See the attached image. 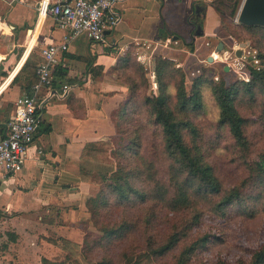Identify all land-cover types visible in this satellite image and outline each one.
<instances>
[{"label": "trees", "instance_id": "trees-1", "mask_svg": "<svg viewBox=\"0 0 264 264\" xmlns=\"http://www.w3.org/2000/svg\"><path fill=\"white\" fill-rule=\"evenodd\" d=\"M240 3L211 0L208 6L221 37L256 52L258 66L247 65L248 82L201 75L188 90L183 69L158 56L151 88L133 45L111 69L127 93L110 113L113 135L88 143L81 156L79 176L97 192L86 201L81 243L59 239L80 256L67 257L68 264H264V28L234 21ZM0 76H7L1 66ZM37 81L28 56L10 84L27 94ZM93 154L103 161L88 167ZM217 155L230 179L216 166ZM235 217L262 221L256 241L211 256Z\"/></svg>", "mask_w": 264, "mask_h": 264}, {"label": "crops", "instance_id": "crops-1", "mask_svg": "<svg viewBox=\"0 0 264 264\" xmlns=\"http://www.w3.org/2000/svg\"><path fill=\"white\" fill-rule=\"evenodd\" d=\"M65 1L0 0V66L7 74L0 76V86L25 55V60L29 56L38 66L42 61V48L63 43L65 31L55 25L51 16L39 14L38 8ZM196 1H119L112 9L118 17L117 26L106 33L104 44L92 43L80 35L59 54L52 72V85L38 92V106L43 107L41 124L22 169L14 174H0V215L16 218L28 229L22 233L26 244L17 246L22 264H29L31 255L48 256L57 249L46 240L50 235L76 244L82 239L80 223L89 220L86 201L95 196L97 188L81 180L80 159L88 143L113 135L110 113L126 96V87L116 80L111 69L131 45L136 47L140 60L161 54L159 47L166 48L170 40L183 41L178 58L189 53L188 42L194 41L197 48L198 40L205 39L203 27L200 25L202 35L197 36L191 31L188 19L191 5ZM174 8L181 10L187 20L188 31L183 40L167 30V21L172 16L169 11ZM202 16L205 24L214 17L215 25H219L210 6L203 7ZM200 46L201 57L207 53V59L211 51ZM172 52L173 49L167 51L163 57L175 61ZM11 81L0 93V125L8 122L13 114V103L25 94L17 84L11 85ZM43 218H49L48 223H44ZM11 237L10 248L15 235ZM10 248L0 256V264H12Z\"/></svg>", "mask_w": 264, "mask_h": 264}, {"label": "rangeland", "instance_id": "rangeland-1", "mask_svg": "<svg viewBox=\"0 0 264 264\" xmlns=\"http://www.w3.org/2000/svg\"><path fill=\"white\" fill-rule=\"evenodd\" d=\"M210 2L211 0H197L195 3H193L188 13L189 21L190 20L192 21L190 17H192V9L194 5H200L206 9ZM169 15H172V16H170L169 17L170 20L168 19L167 21L168 32L172 30L175 36L180 38V40H183L185 32L188 31L187 20L185 19L183 13H181V10L179 9L174 8L172 11H169ZM204 21L205 20L203 19V16H202L200 25L201 27H203L202 36H204L205 39L198 40L197 48H196L194 41L188 42L187 49L189 53H187L185 57L178 58L179 57L178 51L181 45L183 44V41L175 42L173 40H170L169 43H167L166 48H164L163 46L159 47L160 50L158 53H161V54H157V53L152 54L151 57L148 55V57H146L147 59H144L143 64L149 71L148 79H149V84L151 88L154 86V77L152 75V71L154 67V58L158 56L163 57L164 54L166 55L167 51H170L172 49L174 50V52L172 53H175L173 55H174V58L176 59L174 63L176 64L177 67L182 68L186 74V86L188 90L190 88L191 82L195 78L200 77L201 75L209 78L210 80H214L215 82L218 81V79L220 78L224 79L227 82H231V81L238 79L237 78L238 76H236V74L231 72L232 67L230 68V65L236 63L235 58L242 57V52L244 53V51L246 52L248 50H251V47L249 46L248 43H236L234 40L228 37H221L220 34L218 33L219 25L218 26L215 25L216 21L214 17L209 18L208 23L206 24ZM191 31L195 33L194 32L195 29L193 25H192ZM186 38L188 39L187 41H189V37L187 36ZM220 41L224 43V47L222 51L219 52V55H217L215 48L218 42ZM201 44L203 45L202 47L203 49L208 48L207 51H211L212 55L210 53L208 57L210 56L213 57L212 63L207 62V59L205 58L207 53H205L201 57V52H200ZM207 44H209V46H207ZM236 47H239V49L237 50V51H240L239 57H236V51H235V49H237ZM219 58H222V59H219ZM225 66H228L229 68L228 72L223 71V68ZM1 82L2 81H0V83ZM122 86H125V85L122 84ZM126 93H127V87H126ZM206 102L208 103V106H209L207 110V114H208L207 116L210 120H212L214 119L216 112L213 108L212 102L210 100ZM102 157L103 156L101 155L98 156V155L93 154L91 158H88L87 166L93 167L99 163H102L103 161ZM214 161H215L216 166L222 168L221 170L223 172H226L228 174L227 178L230 179L231 177L230 168L225 164V160L220 155H217L214 157ZM223 174H224V177H226V174L225 173ZM48 219L49 218H43L42 220L44 221V223H48L49 221ZM25 225L26 224L18 221L16 218L0 215V256H3V252L7 251L8 248H10L9 245L13 243L12 241L13 237H11V235H15V239H13L14 240L13 247L10 248V259H11L10 262L12 264H22V262L20 261V258L22 257V255L20 253L19 247L17 246L21 244H26V242H23L25 237L24 235H22L23 230L24 232L28 231ZM261 227H262L261 220L247 221L245 219L235 217L228 223V228L225 231V242L212 248L211 256L216 253L234 254L237 245H240L241 243H245V244L253 243L254 241H256L257 235ZM92 231H94V229H92ZM35 233L37 236V232ZM81 236L83 237V232L81 233ZM38 238H40L39 235H38ZM46 240L52 242L53 244L55 242L56 244L54 245L57 248L55 249L53 253H48V256L45 254V256H47V259L49 261H53L57 263L64 262L65 264H68L69 262L67 260V257L72 256V255L74 256V258L80 259V256L78 255V251H76V249L73 246L60 242L59 239H57V237L50 235ZM81 241L82 239L79 241L78 244H80ZM45 256L38 254L37 257H34V255L32 257L31 255V258L29 259V264H42V259H46ZM82 264H86V263L82 261Z\"/></svg>", "mask_w": 264, "mask_h": 264}, {"label": "built area", "instance_id": "built-area-1", "mask_svg": "<svg viewBox=\"0 0 264 264\" xmlns=\"http://www.w3.org/2000/svg\"><path fill=\"white\" fill-rule=\"evenodd\" d=\"M119 1L122 0H71L67 4L54 2L39 6V14L51 16L55 25L65 31L63 43L47 45L40 50L42 61L37 66V83L13 103V114L5 125L4 134H0V174H14L22 169L41 124V116L36 113L38 92L42 87L51 85L59 54L65 52L68 43L80 35L86 36L92 43L104 44L106 33L117 26L118 17L112 9ZM236 48L235 51L239 49ZM235 62L230 65L231 72L238 79L248 82L247 65L258 66L256 52L252 49L244 51L242 57L235 58Z\"/></svg>", "mask_w": 264, "mask_h": 264}, {"label": "water", "instance_id": "water-1", "mask_svg": "<svg viewBox=\"0 0 264 264\" xmlns=\"http://www.w3.org/2000/svg\"><path fill=\"white\" fill-rule=\"evenodd\" d=\"M71 0H67L62 2V4H67ZM195 9H202L203 7L200 5H196ZM237 24L246 26V27H261L264 28V0H241L240 6L238 8V12L236 14L235 20ZM197 30L199 32L196 34L197 36L202 35V30L200 25H198ZM224 47L223 42H218L215 51L220 52ZM240 56V51H236V57ZM207 62L212 63L213 58L210 56L207 58ZM224 72H228V66L223 68Z\"/></svg>", "mask_w": 264, "mask_h": 264}, {"label": "flooded vegetation", "instance_id": "flooded-vegetation-1", "mask_svg": "<svg viewBox=\"0 0 264 264\" xmlns=\"http://www.w3.org/2000/svg\"><path fill=\"white\" fill-rule=\"evenodd\" d=\"M195 6H193L192 9V17H190V19H192V21L190 20V23L193 25L194 29H195V34H197L199 32V30H197L198 25H200L201 23V17L203 15V11L202 9H195Z\"/></svg>", "mask_w": 264, "mask_h": 264}, {"label": "bare ground", "instance_id": "bare-ground-1", "mask_svg": "<svg viewBox=\"0 0 264 264\" xmlns=\"http://www.w3.org/2000/svg\"><path fill=\"white\" fill-rule=\"evenodd\" d=\"M217 55H219V52H217ZM26 56V55H25ZM25 56L18 62L16 63L13 71L10 73V75L4 80L2 85L0 86V93L3 91V89L8 85V83L12 80L13 76L19 71L21 66L23 65V62L25 60ZM222 57V56H221ZM213 58V57H212ZM222 59V58H219Z\"/></svg>", "mask_w": 264, "mask_h": 264}]
</instances>
